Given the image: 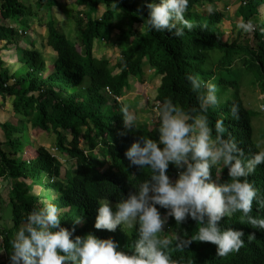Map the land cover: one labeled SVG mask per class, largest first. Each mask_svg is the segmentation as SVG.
Returning <instances> with one entry per match:
<instances>
[{"label":"trees","instance_id":"obj_1","mask_svg":"<svg viewBox=\"0 0 264 264\" xmlns=\"http://www.w3.org/2000/svg\"><path fill=\"white\" fill-rule=\"evenodd\" d=\"M144 1L76 0L78 12L70 16L75 22L81 51L77 42L65 33L61 21L51 13L46 28L47 43L57 52L52 60L53 70L44 74L47 63L43 53L35 48V40H28L30 48L22 47L23 44L21 49L17 46L22 53L21 60L27 63V72L11 76L15 81L7 86L4 84L11 79L8 71L0 73V93L4 98L13 96L16 119L5 149L0 146V179H6L11 186L6 202L10 215L6 219L0 216V250H4L0 254V264H4V254L8 257L12 236L26 214L43 206V203L37 205L38 198L56 202L58 208L70 207L62 212L60 224L74 229L73 236L91 233L101 239L118 238L120 241L127 236L119 228L114 232L94 228L98 201L125 197L134 191V185L147 178V170L130 166L124 152L141 135L155 139L158 122L154 127L135 122V128H125L121 108L117 110L108 104L109 94L105 89L108 86L111 94L121 96L128 77L141 76L144 59H148L156 73L161 75L157 100L171 98L185 112L198 106L196 94L185 79L186 73L215 83L219 102L207 113L209 125L222 119L225 138L230 135L244 155V146L253 144L251 121L255 111L241 98L240 85L243 79L250 77L264 93V66L261 65L264 51L254 50L231 36L225 38V32L217 26L223 18L221 13L213 11L204 15L195 9L196 3L204 0H188L185 18L195 26L190 32L185 30L183 37L150 31L146 23V4L153 0ZM59 4L58 0H35L38 10L45 6L51 10ZM100 6H105L104 12L95 16ZM29 10L20 0H1V18L14 21L11 26L0 23V40H6V45L17 37L18 40L22 38L16 22ZM240 12L246 19L251 14L246 8ZM118 20L120 23L116 22ZM135 23L143 24L145 30L136 31ZM117 32L118 37L114 38ZM94 39L112 40L114 47L120 49L119 74L112 75L108 58L93 57ZM3 64L0 57V66ZM232 105L238 108L236 118L230 114ZM27 125L45 130L54 137L58 153L72 161L70 166L66 165L64 174L60 170L59 158L45 146L36 148L35 157L24 159L20 156L25 146L22 135ZM4 126L8 128L6 123ZM80 137L88 143L89 155H85L80 147ZM95 149L110 159L98 161L97 155L92 153ZM47 174L55 176L56 181L44 182ZM212 175L217 176V172L213 170ZM175 176L171 175L174 179ZM259 176L264 187V176L261 173ZM222 177L227 178L226 170H223ZM39 186L55 194H31L32 190L38 191ZM2 204L0 198V211ZM242 251L247 255L252 253L249 243ZM225 258L217 264H264V252L255 258L243 254Z\"/></svg>","mask_w":264,"mask_h":264},{"label":"clouds","instance_id":"obj_2","mask_svg":"<svg viewBox=\"0 0 264 264\" xmlns=\"http://www.w3.org/2000/svg\"><path fill=\"white\" fill-rule=\"evenodd\" d=\"M220 1L204 0L196 3L195 9L204 14L196 8L198 5ZM260 5H264V0H245L238 11L242 20L236 24L237 29L245 33L253 31V40L257 46L240 41V36L234 39L241 44L250 45L254 50L264 51V7L261 12ZM146 7V23L150 31L165 32L180 38L185 35V30L190 32L195 26L185 18L188 0H153ZM244 8L251 12L248 19L240 12ZM206 10L208 14L215 11L225 17L222 11L213 9L211 5ZM253 16H259L257 24L251 21ZM21 19L22 17L16 22V27L19 29L18 34L24 39L30 27L25 26L26 30L23 31L24 28L18 26ZM25 39L22 42L34 40ZM19 41L17 37L13 43L6 45V40H1L3 47L0 51L9 50V45H14L17 55L11 62L20 61L22 64L18 71H8L10 78L28 70L27 63L19 59ZM103 41L112 40L94 39L93 48ZM55 53L57 54L56 51ZM0 55L2 56L1 53ZM93 57L107 58H98L94 54ZM1 58L3 60V56ZM118 63L117 67L111 65L112 75L121 72ZM143 64L155 71L148 59H144ZM261 65L264 66V56ZM114 68L119 71L114 73ZM141 73V76L130 75L124 88L131 76L141 77L142 81L143 65ZM155 74L161 78L156 71ZM185 79L190 90L196 94L198 106L185 112L171 98H164L159 102L156 94V138L141 135L124 152L130 166L147 170V178L134 185V191H130L125 197L102 198L98 201L94 228L109 232L119 228L127 236L121 241L118 238L101 239L91 233L73 236L74 229H67L60 224L62 212L68 211L70 207L58 208L56 202L38 198L37 205L43 203V206L30 210L16 228L10 241L8 257L4 254V264H217L228 256L243 254L255 258L264 252V187L259 179V173L264 176L263 111L258 104L251 106L255 111L251 121L253 144L244 146V155L230 135L225 138L226 129L222 119L209 125L207 113L219 102L216 84L191 73H186ZM14 81L11 78L4 86L11 85ZM105 92L109 94L108 104L115 108L116 105H121L118 101L124 96V90L121 96H116L111 94L107 86ZM7 97L13 99V96ZM1 98L4 97L0 93ZM261 102L264 104V99ZM11 107L14 113L13 105ZM120 108L123 126L135 128V119L126 106ZM230 114L233 118L238 116L236 105L230 107ZM3 122L0 120V123ZM83 141L85 145L80 147L85 155H89L91 151L87 148L88 143L84 138ZM2 145L0 142V146ZM49 151L56 155L53 152H58V149L55 146L52 148L53 152ZM92 153L97 155L98 161L110 159L106 155L101 156L98 149ZM61 164L66 170V165ZM62 166L60 170L64 174ZM213 170L217 172L215 177L212 175ZM223 170H226L227 178L222 177ZM172 174H176L175 179L171 177ZM43 181H56V177L47 174ZM34 191L36 190H32L31 194L45 193L48 190L39 186V190ZM76 222L79 223V219ZM246 243H249L252 250L250 255L242 251ZM3 251L0 250V254Z\"/></svg>","mask_w":264,"mask_h":264},{"label":"rangeland","instance_id":"obj_3","mask_svg":"<svg viewBox=\"0 0 264 264\" xmlns=\"http://www.w3.org/2000/svg\"><path fill=\"white\" fill-rule=\"evenodd\" d=\"M22 1L30 10L28 13L23 14L22 19L20 22H18V26L20 28H24L25 26H29L30 29H28V34L24 35L26 38L33 39L37 41V47L40 51H42L44 55V59L47 63V70L45 73H49L53 70V66L51 65L52 60L54 59L56 53L53 50V48L47 43V36L48 31L46 29V22L50 18V14L52 13L57 17L58 20L62 21V27L65 31V33L72 37V40L77 42L78 49L81 50V43L79 42L78 37L76 36L77 33H75V22L71 18L70 14H76L78 12V5L75 3L76 0H60V4L57 6H54L53 9L48 10L47 6L43 7L41 10L36 9L35 6V0H20ZM144 1V0H143ZM1 2V0H0ZM245 0H221L217 3H202L198 5L196 8L203 12L204 14H208L207 12V6L211 5L213 9L222 11L225 14V17L222 19L220 23H217L224 31H225V38H229L230 36L232 38H235L236 36H240V41L243 40L246 43L251 44L252 46H257V43L253 40V34L245 33L239 29H237L236 24L238 21L242 20L241 16L238 14L239 7L241 4H244ZM264 5H260V11L262 12V8ZM105 10V6H100L98 12L95 14V16H101L102 13ZM20 19V18H19ZM251 21L253 24H257L260 21L259 16H253ZM117 23H120V21H116ZM0 23L9 25L14 24V21L5 20L0 17ZM134 29L136 31H143L144 26L141 24H135ZM241 31V32H239ZM119 32V31H118ZM118 32L115 34L114 38L118 37ZM23 36V37H24ZM20 39L19 43H22V47H30L27 43L22 42ZM26 41V40H25ZM14 45L10 44L7 52L3 53V60L4 65L0 66V72H3V69L9 71V73H13L15 71H18L22 64L20 61L11 62V59H16V53L17 51L13 47ZM3 47V43L0 41V49ZM21 49V46H20ZM21 51L19 52V59L22 58ZM93 54L94 56L101 58V57H107L111 60V65L113 67H117V63L121 57V51L118 47H114V43L112 41L110 42H100L98 45L93 48ZM0 55V57H2ZM114 73H117L119 71L118 68H114ZM208 69V68H207ZM206 69V70H207ZM23 73V71L21 72ZM142 75V73H141ZM252 77V76H251ZM129 82L127 86L123 89L124 90V96L120 97L121 101H123V104L121 101H118L121 105V107L126 106L129 113L134 117L135 122H139L141 124H144L145 126H151L154 127L155 123L157 122L156 117V111H155V97L157 94V88L159 84L161 83L160 76H157L155 74V71L151 70L148 65L143 64V78L142 81L140 80L141 77H130ZM160 79V80H159ZM256 82L251 80L250 77H246L243 79L242 84L240 85V96L244 99L245 102H247L248 105L253 106L255 104L259 105V108L261 111V116L264 115V104L261 102L264 99V93L262 92L261 88L255 84ZM13 99L11 97L7 98H1L0 99V118H3L5 122L0 123V142L3 144L1 146L2 149L5 148V143L7 139H9L11 132H12V126L15 124L13 121H15V118L13 117L11 106ZM113 103V101H112ZM119 105H116V109L118 110L120 108ZM119 112V111H118ZM1 120V119H0ZM6 123V128L3 124ZM149 127V128H152ZM255 133L257 132V129L255 128ZM16 136V135H14ZM12 136V138L14 137ZM23 141L25 142V146L23 147V151L21 152L22 155H20L22 158L28 159L36 156V147L38 146H45L49 150L52 151V148H55V139L54 137L48 133L45 130H42L40 128H34L32 125H27L26 131L23 133ZM70 139L72 137H69ZM256 136V140H257ZM85 142L83 141V138H80V146H84ZM53 152V151H52ZM57 156H59L60 162L64 163L67 166H70L72 161L67 160L64 156L60 155L57 151L53 152ZM65 168L62 166V171H64ZM11 189L10 183L4 179H0V198L3 200L2 209L0 211V216L4 217V219L8 218L10 215V207L7 206L6 202L8 201V195L9 191ZM36 192V191H34ZM52 191L48 190L45 192L46 195L51 194ZM1 241V238H0Z\"/></svg>","mask_w":264,"mask_h":264},{"label":"crops","instance_id":"obj_4","mask_svg":"<svg viewBox=\"0 0 264 264\" xmlns=\"http://www.w3.org/2000/svg\"><path fill=\"white\" fill-rule=\"evenodd\" d=\"M0 41H1V40H0ZM10 49H11V48H9V50H10ZM7 51H8L7 49H2V50L0 51V53L3 54V53H5V52H7ZM11 109H12V107H11ZM0 119H1V121H2L3 118H0ZM6 119H7V118H6ZM6 119H5V120H6ZM5 120H3V121H5ZM3 121H2V122H3Z\"/></svg>","mask_w":264,"mask_h":264}]
</instances>
